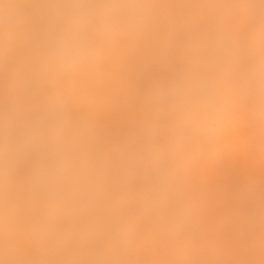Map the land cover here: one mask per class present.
<instances>
[{"label":"clouds","instance_id":"obj_1","mask_svg":"<svg viewBox=\"0 0 264 264\" xmlns=\"http://www.w3.org/2000/svg\"><path fill=\"white\" fill-rule=\"evenodd\" d=\"M0 264H264V0H0Z\"/></svg>","mask_w":264,"mask_h":264},{"label":"bare ground","instance_id":"obj_2","mask_svg":"<svg viewBox=\"0 0 264 264\" xmlns=\"http://www.w3.org/2000/svg\"><path fill=\"white\" fill-rule=\"evenodd\" d=\"M145 83L146 81L143 79L138 81L140 86H143ZM110 131L113 135H122L128 131V127L121 122L112 125ZM249 174L247 166L242 163H237L225 169L222 174V181L226 188L224 199H226L228 203L239 202L245 178Z\"/></svg>","mask_w":264,"mask_h":264}]
</instances>
